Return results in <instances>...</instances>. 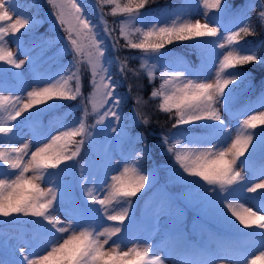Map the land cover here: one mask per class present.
<instances>
[{
	"label": "snow or ice",
	"instance_id": "6c2138e0",
	"mask_svg": "<svg viewBox=\"0 0 264 264\" xmlns=\"http://www.w3.org/2000/svg\"><path fill=\"white\" fill-rule=\"evenodd\" d=\"M46 2L52 9L55 24L65 34L61 39L66 44L58 51L72 60L53 76L35 72L32 85L19 94H4L0 87V218L12 221L30 218L47 234V240L43 248L30 250H26L28 243L21 241L24 246H12L11 254L15 255L18 249V257L0 259V264H167L164 257L156 254L158 245L147 240L128 241L125 237V232L135 223L131 215L133 198L142 195L155 179L153 173L142 167V161L150 155L146 137L137 134L135 141L139 143L143 139V147L126 157V163L115 174L109 176L105 172L99 183L89 180L91 173L85 171L88 162L79 163L85 144H93L98 132L121 143L131 142L128 122L132 125L150 122L139 111V106L147 103L139 95L134 97L136 107L129 113L122 110L127 96L118 91L122 83L111 71L113 63L125 79L128 72L137 76L142 72L153 83L159 71L161 83L153 88L149 99H158L157 110L174 120L172 128L176 131L161 134L159 142L173 161L172 177L187 190L176 198L199 197L204 209H210L235 235V238L216 235L215 249L204 247L198 254L201 258L172 264L264 261V214H261L264 159L258 168L249 159L257 143L264 146V110L248 115L246 109L234 110V89L250 76L238 69L264 64V55L258 51L264 48V41L255 47L242 43L246 37L256 35L248 13L257 6L256 18L264 28V0H244L242 4L234 0L231 5L228 0H200L203 22L192 18L186 0L167 12L161 10L153 22L143 26H138L142 24L143 10L155 0H96L102 30L93 22L83 0ZM105 6H111L108 12ZM22 8V0H0V64L16 70L31 63V57L18 59L7 37L15 38L19 51L17 34L23 35L22 29L36 24L35 18L25 14ZM210 12L217 16L210 18ZM220 14L230 15L235 25L234 30H227L223 36ZM107 15L122 18L116 25L119 38L113 37L115 29L108 26ZM119 39H123V45ZM108 40L112 41V51L126 48L139 50L140 55L111 58ZM185 41L207 52L196 69L183 61L167 59L166 46ZM128 59H139V68H130ZM84 65L91 89L87 97L83 95ZM77 99L82 105L78 120L67 122L53 117L48 124L43 122V117L54 111L58 103ZM258 100L264 108V82ZM224 113L229 121H237L235 128L229 127ZM89 117L94 118L91 124ZM22 123L31 137L17 140V127ZM77 166L79 177L73 184L65 176L70 168ZM249 171L262 177L250 186L245 175ZM76 188L82 190L85 201L77 197ZM245 192L260 196L257 210L241 202L239 198ZM158 226L159 221L156 230ZM249 241H258L261 249L251 258H248L250 253L241 250L242 243Z\"/></svg>",
	"mask_w": 264,
	"mask_h": 264
},
{
	"label": "rangeland",
	"instance_id": "374dc122",
	"mask_svg": "<svg viewBox=\"0 0 264 264\" xmlns=\"http://www.w3.org/2000/svg\"><path fill=\"white\" fill-rule=\"evenodd\" d=\"M38 4L39 7L44 6L41 8V13L43 15L42 21L46 23V27H48L51 31L55 32V39L53 42H50L46 37H44L41 41L35 42L34 44L30 45L29 47L24 45L23 38L21 34H17L20 40L21 47L19 51H17V46L15 42V38L12 36L7 37L8 43L10 48L17 52L18 59H25L28 60L31 57V63H26L22 69L16 70L10 68L8 65L0 64V87H2L4 94H8L12 92L13 94H19L22 89L25 87H30L32 85L34 79V73L39 72L41 75L53 76L60 72L61 67L63 65H67L71 60V56H62L59 49H62L66 41L61 39L64 37L59 32V27L56 26L53 21H55L54 16L52 15V9L47 4L46 0H34ZM83 2L88 5L89 10H91L94 15L97 17V24H99V18L97 15L96 10V0H83ZM186 2L183 1L184 4ZM187 3L190 7L187 11L191 14L193 19H201L203 22V8L200 4V0H187ZM182 5V4H180ZM111 6H107L106 12L110 10ZM23 10V9H22ZM111 17V22L115 25L118 24L119 20L122 19L121 17ZM217 16V13L210 12V18ZM34 17V16H33ZM153 17L149 19L142 18V24L138 26L147 25L150 22H153ZM36 20V24L40 21L34 17ZM170 19L171 17H165ZM221 24H222V31L221 36L227 34V30H234L235 25L232 23V18L228 17L227 15L220 14ZM106 19V17H105ZM107 20V19H106ZM118 21V22H117ZM101 25V30L103 29V24ZM119 29V28H118ZM31 28L27 30H21V33L27 34V36H32L31 32L29 31ZM107 43L109 44V52L112 54L114 51L111 50V40H108ZM219 52V49H216ZM202 56H207V52L205 51L202 53ZM171 60L175 61H183L182 58L173 57ZM185 63V61H183ZM86 68L87 66L84 65ZM49 68H54L52 72H49ZM12 69L13 75H11L10 70ZM240 71H244L247 73L246 69H238ZM20 73L19 76L15 75L16 73ZM14 78V79H13ZM247 82L241 81L239 82L234 91L236 93V100L237 96L246 86ZM231 87V86H230ZM236 102V101H235ZM234 104V110H235ZM238 109V108H237ZM239 109H246L245 115L252 114L253 111L264 110V108L260 107L259 100L255 101L252 104L243 106ZM27 114H25L26 116ZM225 119L229 122V127L235 128L237 121L231 120L229 121V117L227 113H224ZM56 119H64L67 122L75 121L76 119L67 118L66 114H62L61 116H54ZM53 118V117H52ZM51 118V119H52ZM244 118L243 116L241 119ZM22 120V118H19ZM93 121V120H92ZM90 121L89 124L92 123ZM55 123V120L53 121ZM131 122V121H130ZM136 125V124H135ZM31 137V133L27 127L18 125L17 127V140L28 139ZM96 143L98 145L97 156L92 157L90 155V160L88 161V166L85 169L86 172H90L91 175L89 180L95 179L97 183L101 179H103V175L105 172L111 174H115L120 168L124 166L126 163V157H131L134 149L132 145L125 151L123 148L124 143H121L118 140L111 139L110 135H105L102 132H98L96 136ZM136 147V146H135ZM92 148V147H88ZM264 146H261L257 143V147L252 150L253 155L249 158L250 161H255L253 165L254 168H258L260 160L264 157ZM71 163V162H70ZM171 163V162H170ZM74 168V167H73ZM73 168H70L68 175H73ZM71 171V173H70ZM154 174V173H153ZM66 175V176H68ZM246 178L249 182V186L251 183L258 182L260 177L253 171H249L245 173ZM65 179L73 184L76 182L71 179ZM79 177V167L76 168V178L78 180ZM154 177L156 175L154 174ZM180 184V183H179ZM91 186V184H90ZM76 195L79 198V194L81 189L76 188ZM152 193V192H151ZM180 194V193H178ZM170 197V193L165 191L162 187L157 188V192L149 197L146 200V204L144 207V220L141 224H132V226L125 232V237L128 241L139 239L141 241L147 240L149 243L154 245H158V249H156V254L161 255L167 260V264H172L173 261H180L183 259H198L201 258L198 254L200 252L199 247H193V254L189 255L185 252V245L188 241L186 236L185 228L183 226V221L186 219L187 214L190 212L189 206L195 201L199 200L197 196H188L187 198H180V202H175L173 199H168ZM171 198V197H170ZM84 201L82 198H80ZM84 199H86L84 197ZM176 200H179L175 198ZM241 202L248 204L249 206H253L254 210H257V205L260 203V196L257 194H251L245 192L242 197L239 198ZM96 207H99L98 205ZM161 209H164V212H161ZM59 210V209H58ZM134 214V206L131 209V215ZM204 214L209 218V220L216 224L217 226L224 228V231L217 232L212 230L208 227L205 223H197V228L201 231L203 242L208 244L210 249H215L216 244L214 240V236L220 235L222 237L228 238H235L234 233H232L228 228L222 225L214 216L213 212L210 209H205ZM261 214H264L262 212ZM102 218V217H101ZM234 219V218H233ZM157 221H159L158 230L157 229ZM105 223H112V222H105ZM126 224L129 221H125ZM36 224V223H33ZM1 225H5L8 227H12L16 229V232H9L6 229H3ZM156 226V227H154ZM31 227V226H30ZM28 226L23 225L21 221H12V220H4V218H0V251H4V253L8 256L5 260H14L18 257V249H15V255H12L13 248L17 244L20 246H24L21 241H26L29 245L30 249H39L43 248L46 245L47 234L38 226L36 229L30 228ZM226 229V230H225ZM248 231V230H245ZM130 246V244H128ZM244 252L250 253L248 258H251V255H258L259 250V243L257 242H244ZM7 249V250H6ZM223 254V253H221ZM257 264H264V261H258Z\"/></svg>",
	"mask_w": 264,
	"mask_h": 264
},
{
	"label": "trees",
	"instance_id": "16d2710c",
	"mask_svg": "<svg viewBox=\"0 0 264 264\" xmlns=\"http://www.w3.org/2000/svg\"><path fill=\"white\" fill-rule=\"evenodd\" d=\"M185 0H155V2L149 3L146 8L143 10L145 19H149L153 16H158L161 10L167 12L168 9H174L183 4L182 2ZM228 3L231 5L234 3V0H228ZM236 4L244 3V0H235ZM23 4V11L25 14H30L36 17L40 22L35 24L34 27L29 30L31 32V37L27 36V34L23 33L24 42L26 44H32L36 42L38 39H43L46 37L50 42H53L55 39V32L51 31L48 27H46V23L42 21V13L41 8L44 6L39 7L34 0H22ZM107 7V6H105ZM259 11V7L253 8L248 15L252 18V22L255 24L256 35L249 36L245 38V41L242 43L246 46L255 47L260 44L261 41H264V28H262L257 21L256 13ZM89 15L93 19V22L97 23V17L94 13L89 10ZM106 12V8H105ZM231 17L230 15H227ZM108 26L114 28L113 37L119 38V29L118 27L112 23L110 20L111 17L109 15L106 16ZM118 22V21H117ZM55 24V22L53 21ZM59 27L58 24H55ZM101 28V25L99 24ZM59 32L64 36V32L59 29ZM27 36V37H26ZM33 40V41H32ZM119 44L123 45V39H119ZM259 53L264 55V48H260ZM202 53L204 50L198 48L193 45L191 41L185 42H178L172 45L166 46V56L167 59H172L173 57L182 58L185 63L191 68H197L198 63L201 62ZM111 58L119 57L120 59L131 58V57H138L140 55L139 50H132L121 48L119 52H115L112 54L109 52ZM128 66L133 69H138L140 65L139 59H128ZM241 69H246L247 73L250 74L249 79L245 80L247 82L246 86L238 95L239 100L246 102L250 98H252L255 94L261 91V83L264 82V64H249L245 65ZM111 71L116 74V78L121 80L122 86L118 89V91L122 95L127 96L126 103L123 104L122 110L125 113H129L136 105L134 104V97L139 95L143 98V100L147 101L146 104L139 106V111L142 112L144 115L149 117V123L144 125L142 123H137L136 125L130 124V131L133 137L131 142H125V148L130 147L132 145L134 150H139L143 147L144 140L141 139L139 143L135 141V137L137 134H143L146 137L150 155L148 158L142 161V167L149 171L150 173H154L156 175L155 179L150 182L147 186V190L143 192V194H138V197L133 198L134 205H138L145 200V198L151 194L153 190H157V188H163L169 193L176 192L179 188L184 187L182 184L175 182L172 174L170 172V168L173 164V161L169 155H167L160 144V136L161 134H167L170 132H175L176 130L172 128V124L174 120L169 119L168 115L162 113L157 110V105L159 100H150L149 94L153 90V88H158L161 80L159 79V71L156 73L157 78L153 83H149L146 75L144 73H140L139 76L134 75L132 72L127 73V78H123L117 71V64L113 63L111 67ZM11 75L12 69L10 70ZM82 73H83V95L87 97L89 92L91 91L88 85V71L85 66H82ZM14 79V78H13ZM131 85V91H128V86ZM90 110V109H89ZM82 105L81 100L77 99L75 101H65L58 103L56 109L54 111L49 112L47 115L43 117V121L49 120L56 115L61 116L62 114H66L67 118H73L78 120L81 115ZM94 118L89 117L88 123L92 121ZM136 146V147H135ZM92 147V148H88ZM98 145L96 141L93 144H85L84 149L81 153L79 158V163L84 164L86 161L88 162L90 158L97 156V149ZM92 155V157H89ZM171 162V163H170ZM74 169V168H73ZM71 173V171H70ZM66 178L71 179V175L66 176ZM192 213L198 212L201 209V203L199 200L195 201V203L191 204L189 207ZM19 221L23 223L25 226L31 225L32 220L30 218H21ZM185 224V222H184ZM3 229H7L8 231H15V228L6 227L5 225H1ZM6 227V228H5ZM2 254H0L1 256Z\"/></svg>",
	"mask_w": 264,
	"mask_h": 264
}]
</instances>
